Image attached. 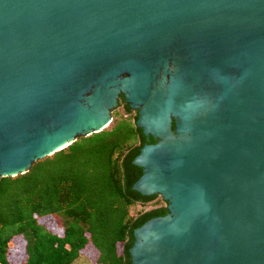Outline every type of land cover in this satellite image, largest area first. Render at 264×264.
Wrapping results in <instances>:
<instances>
[{
	"label": "water",
	"instance_id": "water-1",
	"mask_svg": "<svg viewBox=\"0 0 264 264\" xmlns=\"http://www.w3.org/2000/svg\"><path fill=\"white\" fill-rule=\"evenodd\" d=\"M120 95L154 139L129 189L166 203L130 264H264V0H0V178Z\"/></svg>",
	"mask_w": 264,
	"mask_h": 264
},
{
	"label": "trees",
	"instance_id": "trees-1",
	"mask_svg": "<svg viewBox=\"0 0 264 264\" xmlns=\"http://www.w3.org/2000/svg\"><path fill=\"white\" fill-rule=\"evenodd\" d=\"M123 113L129 110L120 96ZM133 117L113 115L98 132L0 178V264H130L132 231L162 205L131 212L155 195L129 189L141 174L131 160L151 136Z\"/></svg>",
	"mask_w": 264,
	"mask_h": 264
},
{
	"label": "rangeland",
	"instance_id": "rangeland-1",
	"mask_svg": "<svg viewBox=\"0 0 264 264\" xmlns=\"http://www.w3.org/2000/svg\"><path fill=\"white\" fill-rule=\"evenodd\" d=\"M122 115V116H130V117H133L134 116V114H135V111L134 110H129V113H123V110H122V108L120 107V106H117V107H115L113 110H112V112H111V118H112V116L113 115ZM157 205H163L162 204V200H161V198L159 197V196H157V197H155L154 199H152L151 201H149L148 203H146L145 205H134L133 207H132V209H131V212H135V211H137V210H142V209H147V208H149V207H151V206H157ZM79 264H90L89 262H88V260L84 257V256H82V255H80V261H79Z\"/></svg>",
	"mask_w": 264,
	"mask_h": 264
},
{
	"label": "flooded vegetation",
	"instance_id": "flooded-vegetation-1",
	"mask_svg": "<svg viewBox=\"0 0 264 264\" xmlns=\"http://www.w3.org/2000/svg\"><path fill=\"white\" fill-rule=\"evenodd\" d=\"M120 96H121V95H120ZM120 96H119V97H120ZM119 97H118V99H119ZM121 97H122V96H121ZM118 99H117V102H118ZM123 103H124V102H123ZM117 106H118V105H116V107H117ZM128 110H129V109H128ZM111 112H112V110H111ZM135 114H136V111H135ZM142 134H143V133H142ZM143 135H144V134H143ZM147 136H150V135H146V137H147ZM152 195H155V194H152ZM144 196H145V195H144ZM147 196H150V195H147ZM155 196L157 197L158 195H155ZM153 199H154V198H153ZM161 200H162V199H161ZM150 201H151V200H150ZM148 202H149V201H148ZM148 202H147V203H148ZM162 204H163L162 206H163L164 209H165V204H166V203H165L164 200H162Z\"/></svg>",
	"mask_w": 264,
	"mask_h": 264
}]
</instances>
